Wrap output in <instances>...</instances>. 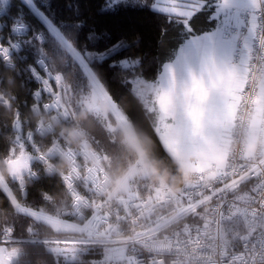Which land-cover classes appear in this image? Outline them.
Masks as SVG:
<instances>
[{
	"label": "snow or ice",
	"instance_id": "6c2138e0",
	"mask_svg": "<svg viewBox=\"0 0 264 264\" xmlns=\"http://www.w3.org/2000/svg\"><path fill=\"white\" fill-rule=\"evenodd\" d=\"M132 6L150 59L0 0V264H264V0Z\"/></svg>",
	"mask_w": 264,
	"mask_h": 264
},
{
	"label": "trees",
	"instance_id": "16d2710c",
	"mask_svg": "<svg viewBox=\"0 0 264 264\" xmlns=\"http://www.w3.org/2000/svg\"><path fill=\"white\" fill-rule=\"evenodd\" d=\"M59 11L65 15H71L70 9L78 7L79 15L87 22V26L95 29L98 33H105L107 37L118 41L129 39L138 41L139 56H147L149 59L156 53L158 36V22L153 14L138 6L133 7V0H128L127 6L122 3L115 10L105 9V0H52ZM206 17H198L196 24L201 29H209L210 25L205 23ZM170 36H175L170 32ZM106 40L99 42L97 49L103 50ZM110 63V61H109ZM107 68V64L105 65Z\"/></svg>",
	"mask_w": 264,
	"mask_h": 264
},
{
	"label": "rangeland",
	"instance_id": "374dc122",
	"mask_svg": "<svg viewBox=\"0 0 264 264\" xmlns=\"http://www.w3.org/2000/svg\"><path fill=\"white\" fill-rule=\"evenodd\" d=\"M161 6H163V5H161Z\"/></svg>",
	"mask_w": 264,
	"mask_h": 264
}]
</instances>
